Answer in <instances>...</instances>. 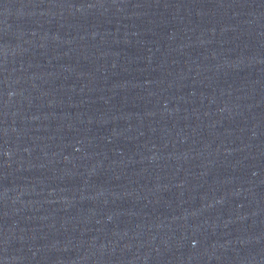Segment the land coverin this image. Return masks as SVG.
<instances>
[{
    "label": "water",
    "instance_id": "95a60500",
    "mask_svg": "<svg viewBox=\"0 0 264 264\" xmlns=\"http://www.w3.org/2000/svg\"><path fill=\"white\" fill-rule=\"evenodd\" d=\"M0 264H264V0H0Z\"/></svg>",
    "mask_w": 264,
    "mask_h": 264
}]
</instances>
